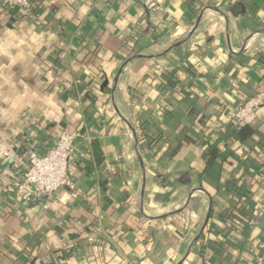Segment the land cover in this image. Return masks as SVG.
<instances>
[{
    "label": "crops",
    "instance_id": "obj_1",
    "mask_svg": "<svg viewBox=\"0 0 264 264\" xmlns=\"http://www.w3.org/2000/svg\"><path fill=\"white\" fill-rule=\"evenodd\" d=\"M6 1L0 264H259L264 106L232 114L264 100V0ZM64 132L75 192L30 208L28 153Z\"/></svg>",
    "mask_w": 264,
    "mask_h": 264
},
{
    "label": "built area",
    "instance_id": "obj_2",
    "mask_svg": "<svg viewBox=\"0 0 264 264\" xmlns=\"http://www.w3.org/2000/svg\"><path fill=\"white\" fill-rule=\"evenodd\" d=\"M6 4L10 8H18L25 12L32 10L30 0H7ZM263 106L264 100L261 96L249 98L245 104L233 111V124L238 128L251 125ZM77 137V134L64 132L57 137L54 147L46 154L41 155L36 151L28 153L25 174L15 183L24 203L49 201L60 190L75 192V186L70 178L69 162L76 153ZM255 210L264 213V204H256ZM258 262L264 264V256L260 257Z\"/></svg>",
    "mask_w": 264,
    "mask_h": 264
},
{
    "label": "trees",
    "instance_id": "obj_3",
    "mask_svg": "<svg viewBox=\"0 0 264 264\" xmlns=\"http://www.w3.org/2000/svg\"><path fill=\"white\" fill-rule=\"evenodd\" d=\"M30 2H31V0H30ZM6 5H7V4H6ZM17 9H18V8H15V9L13 10V12H14V13H16ZM97 78L105 79V78H106V76H105V75H101V76H99V77L97 76ZM98 87H99V90H101V89H102V87H101V84H99V86H98Z\"/></svg>",
    "mask_w": 264,
    "mask_h": 264
},
{
    "label": "water",
    "instance_id": "obj_4",
    "mask_svg": "<svg viewBox=\"0 0 264 264\" xmlns=\"http://www.w3.org/2000/svg\"><path fill=\"white\" fill-rule=\"evenodd\" d=\"M140 58H141V57H140ZM38 205H39V203L36 202V203H33L32 205H30L29 207H30V208H33V207L38 206Z\"/></svg>",
    "mask_w": 264,
    "mask_h": 264
}]
</instances>
